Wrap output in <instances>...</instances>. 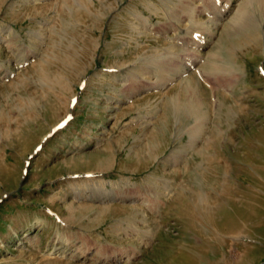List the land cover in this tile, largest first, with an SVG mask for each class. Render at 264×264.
I'll return each instance as SVG.
<instances>
[{
  "label": "rangeland",
  "instance_id": "rangeland-1",
  "mask_svg": "<svg viewBox=\"0 0 264 264\" xmlns=\"http://www.w3.org/2000/svg\"><path fill=\"white\" fill-rule=\"evenodd\" d=\"M147 1L0 0V264H264V7Z\"/></svg>",
  "mask_w": 264,
  "mask_h": 264
},
{
  "label": "bare ground",
  "instance_id": "bare-ground-1",
  "mask_svg": "<svg viewBox=\"0 0 264 264\" xmlns=\"http://www.w3.org/2000/svg\"><path fill=\"white\" fill-rule=\"evenodd\" d=\"M160 2H163L162 4L164 5V9H160L157 5V3L154 0H148L147 3L149 5H151L153 8H155L158 12L160 10H163L164 13L168 16L169 20L170 19H176V22H181L182 20H184V16L185 14L187 16H185V18L189 19L190 23H198L201 21L199 20L200 15L201 14H206V16H210L211 18L208 20L210 22H218V21H222L224 19H227L230 16V22L228 23V25L231 28H239V27H243L244 22L247 21V18L250 16V14L252 15L253 13H249L246 10V7L251 5V6H257L259 7L258 10H261V8L264 7V0H242L240 5L237 6L236 9V5H235V0H220L222 3V10L220 12L215 13V9L213 6V9L215 12H213L211 9L208 8V0H159ZM217 1V0H216ZM215 1V3H216ZM219 1V0H218ZM208 2V3H207ZM79 4V2H77ZM167 3V4H166ZM169 3H173L174 6L181 7V10L178 9H172L171 7H169L170 5H168ZM219 3V2H218ZM147 4V5H148ZM217 4V3H216ZM224 4V5H223ZM80 5V4H79ZM211 6V5H210ZM175 8V7H173ZM218 8V7H217ZM248 9V8H247ZM140 14V13H139ZM143 14V13H142ZM254 14H261V12H255ZM253 14V16H254ZM264 15V14H263ZM262 16V14H261ZM136 18L139 20L141 19V21L143 20V22L145 23L146 21H148L149 18H144L142 15L140 16H136ZM260 19V17H258ZM264 18V16H263ZM170 22V21H169ZM222 24V22L220 23ZM210 29V28H209ZM213 32V31H212ZM211 33V32H209ZM212 35V33H211ZM205 44L207 43V41L204 42ZM202 45V47H205V45ZM168 51V50H167ZM200 56V55H199ZM214 57V56H213ZM216 57V56H215ZM199 60H202V57L199 58ZM191 61V60H190ZM155 62L154 60H152V63ZM190 65V64H189ZM222 65V64H221ZM220 65V68H221ZM224 68V66H222ZM191 68V67H189ZM188 68V69H189ZM182 69V68H180ZM222 69V68H221ZM231 69V68H230ZM187 71V70H186ZM222 71V70H221ZM9 72V71H8ZM178 72V71H177ZM185 72V71H184ZM179 74V72L177 73ZM180 74L182 75V72H180ZM179 74V75H180ZM177 75V76H179ZM161 82V81H160ZM161 86V84L159 85ZM187 86V85H186ZM175 103V102H174ZM177 106V105H176ZM179 106V105H178ZM177 106V107H178ZM180 109V108H179ZM178 110V109H177ZM176 111V110H175ZM180 111V110H179ZM62 124L60 126H58L57 129L61 128ZM56 129V130H57ZM87 178H91V175H88ZM106 195V194H105ZM111 258L110 256H107L105 258L106 261H109Z\"/></svg>",
  "mask_w": 264,
  "mask_h": 264
},
{
  "label": "water",
  "instance_id": "water-1",
  "mask_svg": "<svg viewBox=\"0 0 264 264\" xmlns=\"http://www.w3.org/2000/svg\"><path fill=\"white\" fill-rule=\"evenodd\" d=\"M61 128L57 129V130H60ZM55 133L54 131L52 132V134Z\"/></svg>",
  "mask_w": 264,
  "mask_h": 264
}]
</instances>
